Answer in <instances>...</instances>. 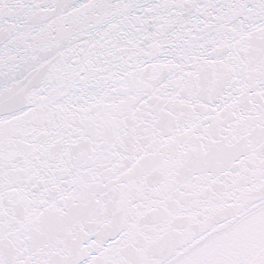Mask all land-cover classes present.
Here are the masks:
<instances>
[{
  "label": "snow or ice",
  "instance_id": "1",
  "mask_svg": "<svg viewBox=\"0 0 264 264\" xmlns=\"http://www.w3.org/2000/svg\"><path fill=\"white\" fill-rule=\"evenodd\" d=\"M0 264H264V0H0Z\"/></svg>",
  "mask_w": 264,
  "mask_h": 264
}]
</instances>
